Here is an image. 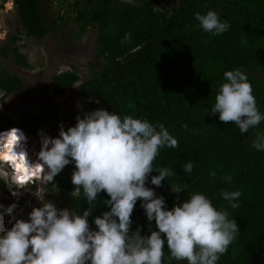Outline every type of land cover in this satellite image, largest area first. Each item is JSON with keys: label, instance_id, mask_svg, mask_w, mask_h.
I'll return each mask as SVG.
<instances>
[{"label": "trees", "instance_id": "16d2710c", "mask_svg": "<svg viewBox=\"0 0 264 264\" xmlns=\"http://www.w3.org/2000/svg\"><path fill=\"white\" fill-rule=\"evenodd\" d=\"M14 3L23 32L36 40L65 21L75 25L72 36L77 41L96 27V52L105 65L80 86L85 102L73 114L72 126L78 116L82 118L98 108L121 117L132 115L153 124L163 123L179 146L160 149L153 167L171 168L176 175L166 178L157 188L150 183L151 176L158 175L153 171L146 186L165 198L168 209L193 193L205 194L217 210L229 212V219H235L240 230L218 264H264V151L252 147L257 133L264 134V121L241 133L234 123L222 122L219 113H211L219 86L225 82L223 73L240 69L248 76L257 107L264 114V80L254 76L255 72L259 75V64L264 62V0H179L170 6L162 0H59L58 4L69 6V13L58 15L59 21L54 20L53 25L43 11L46 0ZM208 11H215L221 21H227L229 29L220 35L204 32L195 13ZM19 38L18 33L10 41L15 43ZM11 51L17 65L33 68L19 48H0L5 57ZM80 80L73 66L53 76L52 91L64 94ZM23 85L21 76L0 66V90L4 96ZM41 114L28 113L22 119L33 133L47 122ZM19 124L13 115H0V131ZM185 124L187 129L182 127ZM189 161L194 167L186 173L183 165ZM74 167L54 178L55 191L64 202L57 203V207L82 214L87 202L82 190L79 195L73 190ZM213 171L214 179L209 175ZM225 176L231 179L225 181ZM168 183L186 184L187 188L176 194ZM225 190L242 193L236 201L238 208H231L229 201L222 199L220 193ZM103 199L109 197L102 192L89 218L93 228V218L109 210ZM131 219L132 231L138 226L142 235L157 230L154 221H147L139 199ZM164 253L163 264H187L186 260L169 262L166 242Z\"/></svg>", "mask_w": 264, "mask_h": 264}, {"label": "clouds", "instance_id": "9594fccd", "mask_svg": "<svg viewBox=\"0 0 264 264\" xmlns=\"http://www.w3.org/2000/svg\"><path fill=\"white\" fill-rule=\"evenodd\" d=\"M195 18L206 33L220 35L230 27L215 11L197 12ZM223 76L225 82L219 86L211 113H219L220 121L234 123L241 133L258 127L264 114L257 107L246 73L234 69ZM4 95L0 90V100ZM76 119L67 130L61 123L58 137L41 131L35 159L25 128L17 125L0 131V192L17 191L19 202L26 201L28 186L53 183L66 166L74 164L73 190L77 195L82 190L87 202L82 214L58 209L52 202L41 203L32 208L27 219L16 217V203L0 204V264H163L165 242L169 262L218 264L240 231L235 219H229V212L217 210L198 192L168 209L165 198L146 186L153 171L158 175L151 176L150 183L157 188L176 175L171 168L153 167L160 149L179 146L165 125L132 115L121 117L103 108ZM182 127L187 129L186 124ZM252 147L264 151V134L257 133ZM193 167L189 161L183 171L191 173ZM209 175L214 179L216 174ZM169 186L176 194L187 188L186 184ZM38 189L40 197L42 188ZM102 192L109 197L102 200L109 210L93 218V228L89 218ZM241 195L240 191L220 193L233 209L240 206L236 201ZM138 199L149 224L155 222L157 230L150 235H142L139 226L131 230ZM6 215L11 227L6 226Z\"/></svg>", "mask_w": 264, "mask_h": 264}, {"label": "rangeland", "instance_id": "374dc122", "mask_svg": "<svg viewBox=\"0 0 264 264\" xmlns=\"http://www.w3.org/2000/svg\"><path fill=\"white\" fill-rule=\"evenodd\" d=\"M162 1L169 6L179 3V0ZM58 2L59 0H46V3L43 4L44 14L52 25L54 20L59 21L58 15L69 13V6L63 3L58 4ZM75 28L73 23L65 21L61 26H55L53 31L43 39H33L23 32L14 0H0V48L5 45L19 48L21 53L28 56L29 62L33 66V68H27L17 65L13 61L12 51L9 57L0 53V66L12 74L21 76L24 80L21 89L9 96L2 97L0 115L15 116L20 123L19 126L26 129L30 137L29 151L33 159L41 147V131L52 137V135L59 134L61 123L65 130L72 126L73 114L81 109L85 102L79 93L80 86L89 80L93 73L100 72L105 65L104 59L99 58L96 52V27L91 28L81 41L75 40L72 36ZM18 33L19 40L12 43L11 37ZM73 66L77 69L81 80L73 87L68 88L64 94H54L52 91L53 76L64 70H72ZM258 69L259 75L255 72L254 76L264 80V62L259 64ZM28 113L32 116L42 113L41 115L46 118V124L39 131L33 133L22 121ZM73 166L74 164H69L61 173L67 174L69 167ZM35 185L36 187L28 186L24 190L27 198L23 202H19L17 191L0 192V204L7 207L16 203L17 208L14 210V214L18 219H27L32 208L41 206V203L52 202L56 207L57 203L64 205L57 191L51 193L45 189L46 195L38 197L39 194L36 192L39 189L37 187H41L43 182H37ZM31 195H35V197ZM5 219L6 226L11 227L8 223L10 217L6 215Z\"/></svg>", "mask_w": 264, "mask_h": 264}, {"label": "flooded vegetation", "instance_id": "af4514ba", "mask_svg": "<svg viewBox=\"0 0 264 264\" xmlns=\"http://www.w3.org/2000/svg\"><path fill=\"white\" fill-rule=\"evenodd\" d=\"M55 185H56V181L53 182L52 184L43 182V185H42L43 187L41 186V188H42L41 195H43V196L46 195V191H44L45 189L47 191L53 193L55 191ZM50 186H51L52 189L50 188ZM58 195H59L60 199L62 200V198H61L59 193H58ZM7 202L9 203L10 201H7Z\"/></svg>", "mask_w": 264, "mask_h": 264}, {"label": "bare ground", "instance_id": "6f19581e", "mask_svg": "<svg viewBox=\"0 0 264 264\" xmlns=\"http://www.w3.org/2000/svg\"><path fill=\"white\" fill-rule=\"evenodd\" d=\"M1 155L3 156V154H0V156H1Z\"/></svg>", "mask_w": 264, "mask_h": 264}]
</instances>
